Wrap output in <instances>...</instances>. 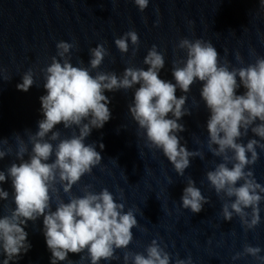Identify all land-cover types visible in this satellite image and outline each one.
Returning a JSON list of instances; mask_svg holds the SVG:
<instances>
[{"label": "clouds", "instance_id": "1", "mask_svg": "<svg viewBox=\"0 0 264 264\" xmlns=\"http://www.w3.org/2000/svg\"><path fill=\"white\" fill-rule=\"evenodd\" d=\"M133 2L141 12L149 4V0ZM261 8L264 9V0H261ZM129 41L135 57L140 45L135 30L117 37L114 43L122 54H127ZM75 46L66 41L57 42V53L51 57V63L40 69L46 90V95L40 97L43 118L38 121L35 133L25 130L27 143L19 134L15 135V156L19 162H12L6 172L0 171V182L11 180L15 204L9 214L0 216V251L6 257L3 264L18 260L30 250L25 227L28 221L35 222L40 217H43L46 245L52 254L51 264L58 261L82 264L85 260L100 264L102 260H119L117 250L127 249L133 240L132 229L138 225L136 216L132 209L125 211V204L118 203L107 188L95 192L93 185L87 184L81 196L71 191L85 174L90 175L93 168L101 164L102 156L96 150V143L86 144L85 140L93 129L103 128L111 119L108 107L111 101L105 92L135 89L128 109L138 125V135L145 138L146 147L162 151L182 177L191 165V158L204 159L203 151H189L186 142L181 144L183 137L178 135L186 131L178 121L192 114L185 107L187 93L194 83L201 82L200 97L210 113L206 122L207 148L222 160L206 173V179L223 201L221 215L225 221L239 217L246 231L260 224L259 205L264 200L261 195L264 186L256 181L250 166L259 160L257 148L264 150L261 143L264 141V57L257 56L255 62L247 66L230 67L228 61L220 62V54L210 41L183 38L176 48L183 50L185 57L173 60L171 73L175 83H172L160 78L165 57L156 45L144 57L147 70L128 66L120 76L103 71L92 75L91 70L99 69L110 55L103 44L89 49L88 67L83 66V60L79 66L71 62L70 50ZM236 59L243 64L239 53ZM3 71L0 68V74ZM34 75L33 70L28 69L22 75V83L16 85L17 89L27 92L35 84ZM10 79L4 77L5 81ZM241 86L245 92L238 95ZM177 89L184 95L178 98ZM61 124L64 129L73 130L70 136L62 138L57 130V125ZM249 131L259 139H248L245 144L243 138ZM7 143V139H0V160L13 152L11 146L6 150L2 147ZM28 144L32 145L30 152ZM99 147L103 150L104 144L100 143ZM61 188L68 197L67 202L60 195ZM120 192L123 200V190ZM8 199L9 193L0 187V200ZM180 199L182 207L194 214L209 203L191 177ZM166 247L153 239L143 253L125 251L124 264H171L172 257ZM261 251L259 246L245 244L243 251L232 259L251 256L264 264ZM69 253L86 255L73 262L68 259ZM175 264H192V259L190 256L177 258Z\"/></svg>", "mask_w": 264, "mask_h": 264}, {"label": "water", "instance_id": "2", "mask_svg": "<svg viewBox=\"0 0 264 264\" xmlns=\"http://www.w3.org/2000/svg\"><path fill=\"white\" fill-rule=\"evenodd\" d=\"M130 30H135L140 39L135 57L132 56L130 41L127 54H122L114 43L117 37ZM183 38L210 41L220 54V62L228 61L230 67L254 63L257 56L264 57V9L261 8V0H149L143 12L133 0H104L0 21V68L4 70L0 74V139L8 140L2 145L5 150L9 146L13 149L11 155L0 160V171L6 172L16 161L15 135L19 134L27 143L25 130L32 133L38 130V121L43 118L40 97L46 95L40 69L51 63V57L57 53V42L75 44L70 50L71 62L79 66L83 60L84 67L89 66V49L103 44L110 55L105 57L99 69L91 70L92 75L103 71L115 72L118 76L128 66L147 70L144 57L156 45L165 57L160 78L175 83L171 73L172 62L185 57L184 51L176 48ZM237 53L243 58V64L237 61ZM30 68L35 74V84L27 92L20 91L16 85L22 83V75ZM5 76L11 79L5 81ZM201 87L202 83L197 81L187 93L185 107L192 114L178 121L186 128L178 135L183 137L181 144L186 142L189 151H203L204 159L191 158V165L182 177L174 171L162 151L149 149L145 146V138L138 135V125L128 109L135 89L105 92L111 101L108 105L111 119L103 128L93 129L85 140L86 144L96 143V150L102 156L101 164L94 167L90 175L85 174L71 191L81 196L82 188L87 184L93 185L95 192L107 188L118 203L125 204V211L133 210L138 225L132 229L133 240L128 248L117 250L116 255L120 259L102 260L100 264H124L125 251L143 253L153 239L162 247L167 246L165 250L172 257L171 264H175L177 258L187 259L189 256L192 264H260L251 256L232 259L243 251L245 244L259 246L262 249L260 255L264 256V200L259 205L261 221L254 230L246 231L239 217L234 216L231 221L223 219V201L206 179V173L222 160L207 148L206 122L210 113L200 97ZM244 92L243 86L237 90L238 95ZM181 95L184 93L177 89L176 96L179 98ZM57 130L62 138L70 136L73 131L64 129L62 124L57 125ZM251 138L259 139L249 131L243 143ZM100 143L104 144L103 150ZM31 147L28 144L29 152ZM257 152L259 160L250 167L256 181L264 186V150L257 148ZM189 177L209 200L198 214L184 209L180 199ZM0 187L9 193L7 201L0 200L2 216L9 214L15 204L10 178L0 182ZM121 189L123 200L120 198ZM60 195L67 202L68 197L62 188ZM52 210L55 211L54 203ZM25 231L31 248L9 264H51L52 254L43 233V217L35 222L28 221ZM81 255L86 253H69L68 259L78 262ZM5 258L0 251V264ZM57 264L68 262L58 261ZM82 264H90V261L85 260Z\"/></svg>", "mask_w": 264, "mask_h": 264}]
</instances>
